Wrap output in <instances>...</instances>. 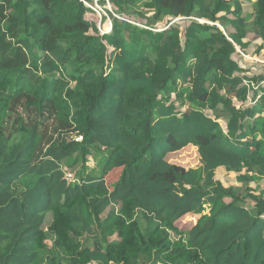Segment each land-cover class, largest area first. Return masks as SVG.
Listing matches in <instances>:
<instances>
[{
    "label": "trees",
    "instance_id": "16d2710c",
    "mask_svg": "<svg viewBox=\"0 0 264 264\" xmlns=\"http://www.w3.org/2000/svg\"><path fill=\"white\" fill-rule=\"evenodd\" d=\"M248 1L241 16L238 0H0V264H264V191L248 190L264 0ZM189 144L200 166L166 160Z\"/></svg>",
    "mask_w": 264,
    "mask_h": 264
},
{
    "label": "rangeland",
    "instance_id": "374dc122",
    "mask_svg": "<svg viewBox=\"0 0 264 264\" xmlns=\"http://www.w3.org/2000/svg\"><path fill=\"white\" fill-rule=\"evenodd\" d=\"M238 2L241 3L242 5V11L239 12V15L241 16H245L246 14H251V12L253 11V5L252 2L248 1V0H238ZM93 9L97 8V10H101V7L99 6L100 4H97V2H93V4H91ZM106 6L110 9L113 10V6L107 2L106 0ZM149 4L147 2H144L142 4H139L138 8L139 9H143L144 7H148ZM231 13H227L222 15V20L225 23V21L231 20L233 18H237L239 15L236 11L235 7L231 8ZM94 14H88L87 17L89 19H94L96 21V26L99 29L102 30H109V25H110V21L107 17H105L104 20H102L101 24V15H106L105 12L101 11V15H99L95 10L93 11ZM191 18L192 17H188ZM187 18L185 17H178L175 19V21H183ZM201 22H208L206 19H199ZM220 21H221V17H220ZM219 22H215V24L224 31V28L221 26ZM209 23V22H208ZM213 24V23H212ZM228 28L231 29L230 26H228ZM254 38L253 35L247 34L244 37V40L246 41V43H250V41H252ZM249 41V42H248ZM239 55L241 56H245V54H243L242 50L240 47L237 46V51H236ZM248 58L250 56H247ZM246 57V58H247ZM166 160L174 163V164H178L184 168H196L198 166H200V157L197 151V147L195 145L189 144L186 147L175 151V152H171L167 155ZM89 164H93V161L90 159ZM66 172V177L68 179H72L74 177V172L63 168ZM120 170L119 169H114L113 171H111L107 176H106V182L109 186H111V184L113 182H115L117 180V177L119 175ZM242 173L240 170H220L217 173L218 178L221 179L222 183L226 186V185H233V186H240L241 183L238 182L236 180V177L238 176V174ZM248 180H249V187L248 190L251 191V193H255L258 194L260 192V190L264 191V173L262 171H256V172H251L248 175ZM74 181V180H73ZM115 212L117 213L118 211V205H116L115 207ZM109 210L106 211V214H108ZM51 213L48 214V219L51 220ZM199 218V216L197 214H185L182 217H180L176 222H175V228L176 230H170V236L172 240H177L181 234H186V230H188L192 225H194L197 221V219ZM49 221H46V226H48ZM111 238V237H110ZM46 244H50V240L47 239L46 241H44ZM88 264H97L96 262H90ZM150 264V263H149ZM155 264H164L163 262H156Z\"/></svg>",
    "mask_w": 264,
    "mask_h": 264
},
{
    "label": "built area",
    "instance_id": "2783aa9c",
    "mask_svg": "<svg viewBox=\"0 0 264 264\" xmlns=\"http://www.w3.org/2000/svg\"><path fill=\"white\" fill-rule=\"evenodd\" d=\"M99 15L101 14V11L104 12L102 9L101 10H97V8L94 9Z\"/></svg>",
    "mask_w": 264,
    "mask_h": 264
},
{
    "label": "clouds",
    "instance_id": "9594fccd",
    "mask_svg": "<svg viewBox=\"0 0 264 264\" xmlns=\"http://www.w3.org/2000/svg\"><path fill=\"white\" fill-rule=\"evenodd\" d=\"M109 28H111V25H109ZM110 30V29H109Z\"/></svg>",
    "mask_w": 264,
    "mask_h": 264
}]
</instances>
